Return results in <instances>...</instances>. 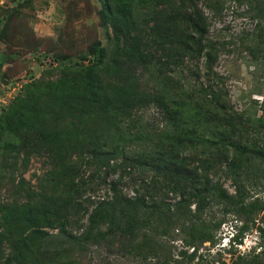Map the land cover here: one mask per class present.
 <instances>
[{
    "label": "trees",
    "instance_id": "obj_1",
    "mask_svg": "<svg viewBox=\"0 0 264 264\" xmlns=\"http://www.w3.org/2000/svg\"><path fill=\"white\" fill-rule=\"evenodd\" d=\"M196 1L104 0L107 47L98 41L73 63L43 55L59 79L28 81L0 105V185L12 168V196L0 188V264H78L90 243L115 239L158 259L174 230L191 232L184 244L194 247L218 205L241 222V243L263 210L245 186L264 168V117L232 104L215 71L224 45ZM245 2L257 25L237 41L264 57V0ZM33 156L46 160L35 184L23 176ZM100 189L106 198L86 196Z\"/></svg>",
    "mask_w": 264,
    "mask_h": 264
},
{
    "label": "rangeland",
    "instance_id": "obj_2",
    "mask_svg": "<svg viewBox=\"0 0 264 264\" xmlns=\"http://www.w3.org/2000/svg\"><path fill=\"white\" fill-rule=\"evenodd\" d=\"M103 3L104 0H0V104L7 100V88L16 79L23 77L32 84L59 79L60 69L44 64L47 61L42 60L43 55L73 63L88 55L89 48L98 41L107 47L110 29L104 23ZM196 3L208 20V36L216 46L224 45L218 53L215 71L224 78L232 104L251 117H264V57L255 53L254 58L237 41L241 35L252 33L257 25L249 18L246 2L197 0ZM149 81L145 75L143 83L150 85ZM144 117L146 121L157 118L153 110ZM45 163L42 156L29 158L23 174L26 181L35 184L44 172ZM263 169L245 186L247 202L263 204V210L252 214L254 223L247 224L239 245L233 244L232 237L238 233L241 222L233 214L224 215V206L218 205L202 215L194 247L184 244L191 232L174 230L169 237L161 238L165 249L160 250L158 259L144 260L130 255L118 239L92 242L75 258L78 264H264V237L258 230H264ZM2 176L0 188L9 190L12 196V168H5ZM225 187L233 193L229 181H225ZM124 192L133 195L128 189ZM89 195L94 201L108 196L105 189L97 190L93 196L87 192L86 196ZM193 250L196 255L191 260Z\"/></svg>",
    "mask_w": 264,
    "mask_h": 264
},
{
    "label": "built area",
    "instance_id": "obj_3",
    "mask_svg": "<svg viewBox=\"0 0 264 264\" xmlns=\"http://www.w3.org/2000/svg\"><path fill=\"white\" fill-rule=\"evenodd\" d=\"M27 79L23 77L21 79H16L13 84H11L7 89V93L5 94L6 101L2 102L0 105L7 104L13 97V94H17L22 88L23 84L27 83ZM17 90V91H16Z\"/></svg>",
    "mask_w": 264,
    "mask_h": 264
}]
</instances>
